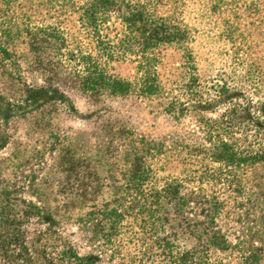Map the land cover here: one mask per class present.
I'll list each match as a JSON object with an SVG mask.
<instances>
[{"label":"rangeland","instance_id":"obj_1","mask_svg":"<svg viewBox=\"0 0 264 264\" xmlns=\"http://www.w3.org/2000/svg\"><path fill=\"white\" fill-rule=\"evenodd\" d=\"M262 104L264 0H0V205L37 248L264 264Z\"/></svg>","mask_w":264,"mask_h":264},{"label":"trees","instance_id":"obj_2","mask_svg":"<svg viewBox=\"0 0 264 264\" xmlns=\"http://www.w3.org/2000/svg\"><path fill=\"white\" fill-rule=\"evenodd\" d=\"M15 1V0H14ZM85 90V88H82ZM120 87H114L110 86L107 87V90L112 91L113 93L116 92L115 90H119ZM225 87L223 85L220 86L218 93L223 94L225 91ZM152 90H156L153 86L145 85L142 88V92L145 94H150ZM38 96V95H36ZM35 97V96H34ZM38 98H42L38 97ZM259 113L264 112V104L260 105L258 107ZM257 122V121H256ZM256 128V127H255ZM260 127L257 125V129ZM261 133V132H259ZM228 149V148H227ZM216 150L214 151L215 158H218L220 160H224L227 162L240 164L242 162H257L259 161V156L254 155L251 156V153H245V155H238L235 156L236 153L231 150ZM143 183V182H142ZM143 186V184L141 185ZM158 203V205H162L159 200L156 199V201H153V203ZM119 203V201H118ZM152 202L148 203L146 200L147 209H151L150 205ZM32 206L29 205V207ZM121 203L114 206L108 213L107 217H104L106 221H108V226L110 227V230H107L106 232L103 231V227L99 226V223L95 224V235L97 234L99 237H103L105 244H111V238L115 234L113 230L115 229V224L118 219H120L122 216H124L123 210L120 209ZM4 207L0 205V264H101V256L96 253H86L84 255H80L71 245L62 246L59 249H51L49 246H47V243L45 242L41 248H37L34 246V243L31 241L29 244L26 241V236L19 228L15 225V220L13 217H11L7 212L2 210ZM27 213V212H26ZM147 214V213H146ZM25 216H27L25 214ZM149 216V215H148ZM151 216V215H150ZM119 221V220H118ZM97 228V229H96ZM43 234L52 236V232H44ZM56 238H61L59 235H55ZM114 247V248H113ZM112 247V253L116 257H120L124 260V258L120 255V249L118 246ZM168 250L169 253H165V251ZM163 252L156 253L154 248L151 246V244L147 245L145 243L142 245V248L140 249V255L139 259L136 261L134 260L130 264H167L170 261V253L172 254V251L168 247H163L161 249ZM168 254V255H167ZM112 255V254H111ZM190 256L192 254H189ZM165 256V262L162 263L161 257ZM183 254L181 255V257ZM159 258V259H158ZM176 260H174V264H178L176 261L179 260L180 257L177 256V253H175ZM168 259V260H167ZM118 264H128L120 262Z\"/></svg>","mask_w":264,"mask_h":264}]
</instances>
